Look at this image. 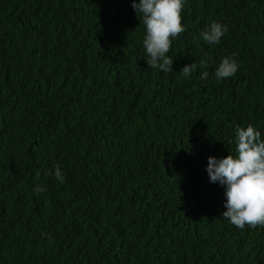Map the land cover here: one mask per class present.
<instances>
[{"label":"trees","instance_id":"16d2710c","mask_svg":"<svg viewBox=\"0 0 264 264\" xmlns=\"http://www.w3.org/2000/svg\"><path fill=\"white\" fill-rule=\"evenodd\" d=\"M139 19L132 0H0V264H264V227L224 219L206 171L236 125L264 139V0H184L171 72Z\"/></svg>","mask_w":264,"mask_h":264},{"label":"clouds","instance_id":"9594fccd","mask_svg":"<svg viewBox=\"0 0 264 264\" xmlns=\"http://www.w3.org/2000/svg\"><path fill=\"white\" fill-rule=\"evenodd\" d=\"M183 7L184 0H139L138 3L132 0V8L136 15L141 14L139 20L145 26L142 43L148 67L162 72L172 71L173 57L168 53L172 41L185 31ZM227 32L226 25L214 21L200 35L207 44L216 45ZM200 67L206 68L207 64L201 61ZM196 68V62L186 64L179 73L189 78ZM238 69L239 64L233 56H225L215 69L214 76L217 80H225L234 76ZM208 75L207 71L202 72L201 79H206ZM234 143V155L208 157L206 171L209 181L219 183L225 189L224 219L241 230L246 226L253 229L264 227V139L250 123L246 127L235 126ZM54 176L60 183L65 182L59 165L55 166ZM33 191L41 194L46 188L36 185Z\"/></svg>","mask_w":264,"mask_h":264}]
</instances>
